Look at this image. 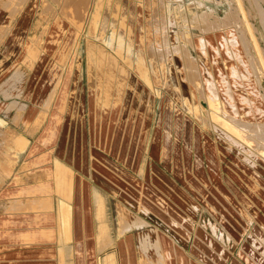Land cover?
Returning <instances> with one entry per match:
<instances>
[{"label": "rangeland", "instance_id": "rangeland-1", "mask_svg": "<svg viewBox=\"0 0 264 264\" xmlns=\"http://www.w3.org/2000/svg\"><path fill=\"white\" fill-rule=\"evenodd\" d=\"M196 130L218 156L226 139L264 157V0H0V182L31 139L90 174L103 240L85 264L264 261L261 219L230 242L218 218L195 220V194H215L189 178Z\"/></svg>", "mask_w": 264, "mask_h": 264}, {"label": "crops", "instance_id": "crops-1", "mask_svg": "<svg viewBox=\"0 0 264 264\" xmlns=\"http://www.w3.org/2000/svg\"><path fill=\"white\" fill-rule=\"evenodd\" d=\"M32 51L31 48V56L26 55V60L30 64L36 61L38 67V59L43 54L40 52L37 56L34 52L32 58ZM108 98L110 103L103 99L101 105L115 110L121 99L114 95L110 98V94ZM33 141L30 140L27 152L21 153V158L0 182V264H85L89 237L93 234L99 243L103 240L101 234L98 235L100 221L94 194L95 190H100L90 181V174L76 170L63 156L46 151L37 153ZM187 141L189 152L191 148H196L198 155V159H191L189 178L196 185L201 183L198 178H202L215 192L205 188L202 191L204 195H197L198 190L191 185L196 197L205 204L203 206L194 199L192 214L195 220L207 225H214L217 218L221 220V224L228 228H224L226 233L220 231L224 242L234 241V227L237 225H258L257 218L264 224V157L226 139L224 141L230 146H223L226 154L223 152L218 156L220 153L213 139L197 130L189 131ZM241 149L250 151L248 159ZM161 150L162 153L166 151L163 144ZM228 154H233L236 161H231L230 166L227 164ZM70 155L69 152L68 158ZM58 164L60 169L56 171ZM144 169H141L142 173ZM219 177L221 182L216 180ZM92 178L98 181L99 177H94L92 173ZM215 182L220 183V189L216 188ZM236 182L242 184V190L237 188ZM141 205V211H146ZM218 209L221 211L218 212ZM145 224L141 218L132 224L124 221L120 233ZM111 241L107 235L106 247ZM197 243L200 245L198 239ZM107 256H112L116 263L115 254Z\"/></svg>", "mask_w": 264, "mask_h": 264}, {"label": "bare ground", "instance_id": "bare-ground-1", "mask_svg": "<svg viewBox=\"0 0 264 264\" xmlns=\"http://www.w3.org/2000/svg\"><path fill=\"white\" fill-rule=\"evenodd\" d=\"M68 108H69V107H68ZM68 108H67V109H68ZM70 108H73V107L70 106ZM70 108L68 109V111L70 110ZM71 111H73V110H71ZM72 113H74V111H73ZM72 113H71V114H72Z\"/></svg>", "mask_w": 264, "mask_h": 264}]
</instances>
